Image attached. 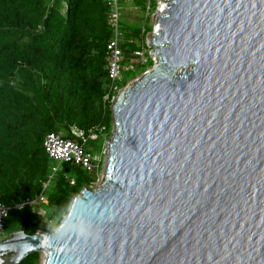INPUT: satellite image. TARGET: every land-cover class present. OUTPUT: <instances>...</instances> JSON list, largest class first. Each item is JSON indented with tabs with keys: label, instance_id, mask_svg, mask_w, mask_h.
Returning <instances> with one entry per match:
<instances>
[{
	"label": "water",
	"instance_id": "1",
	"mask_svg": "<svg viewBox=\"0 0 264 264\" xmlns=\"http://www.w3.org/2000/svg\"><path fill=\"white\" fill-rule=\"evenodd\" d=\"M154 67L111 105L98 239L19 230L0 264H264V0H164Z\"/></svg>",
	"mask_w": 264,
	"mask_h": 264
},
{
	"label": "trees",
	"instance_id": "2",
	"mask_svg": "<svg viewBox=\"0 0 264 264\" xmlns=\"http://www.w3.org/2000/svg\"><path fill=\"white\" fill-rule=\"evenodd\" d=\"M109 2L0 0V203L20 213L18 231L48 233L51 210L95 181L79 165L64 164L45 190L46 200L28 204L52 175L55 164L43 147L49 134L77 142L71 133L76 128L88 137L84 148L93 154L94 148L103 151L101 134L112 129ZM137 5L146 9L145 0ZM126 34L124 64L137 50L136 34ZM150 63L126 68L118 88ZM21 264H41L40 253Z\"/></svg>",
	"mask_w": 264,
	"mask_h": 264
},
{
	"label": "built area",
	"instance_id": "3",
	"mask_svg": "<svg viewBox=\"0 0 264 264\" xmlns=\"http://www.w3.org/2000/svg\"><path fill=\"white\" fill-rule=\"evenodd\" d=\"M120 0H110L109 2V16L108 24L112 31V38L108 43L107 51L109 57L108 64V76L112 84L110 87L111 92L115 94L119 89L117 82H122V62L124 60V44L127 41L123 28L121 27L122 17L121 9L119 8ZM158 23V17H157ZM131 42V41H129ZM134 57L137 59L143 57V52L139 49L135 50L133 53ZM131 67V69H133ZM120 82V83H121ZM108 96L106 97V99ZM71 133L79 139V141L66 140L57 134H49L44 141V150L49 156V158L54 162L52 168V175L50 176L48 182L44 186L43 192L38 196L35 201L28 202L29 205L36 207L38 203H43L46 200L44 195L45 190L49 187L52 178L61 171V167L64 164H75L79 165L86 172L93 173L95 170L94 155L86 152L84 145L88 141V137L85 136L84 132L73 128ZM90 138H95V135L90 136ZM24 204L18 205L16 209H23ZM11 208L0 203V236L4 237L6 222L10 216ZM44 214V213H43ZM42 214V215H43ZM40 234V233H37Z\"/></svg>",
	"mask_w": 264,
	"mask_h": 264
},
{
	"label": "rangeland",
	"instance_id": "4",
	"mask_svg": "<svg viewBox=\"0 0 264 264\" xmlns=\"http://www.w3.org/2000/svg\"><path fill=\"white\" fill-rule=\"evenodd\" d=\"M141 2L142 0H120L119 8L121 9V17H122V25L123 32L125 34V38L127 37V32H133L136 34V38L133 43L136 45V48L143 52V57L136 58L134 55H129L130 60L124 64L122 62L123 71L121 76L124 75V71L127 69L131 70V67L137 66L138 64L146 65L151 61V63L142 70L133 80L129 81L121 90L126 89L129 85L133 84L137 81L141 76H143L146 72L150 71L155 64V58L151 56V52L153 51L152 47H149L148 44L153 39V34L157 31V17L158 13L162 12L165 7L164 0H145L146 9L144 10L137 5V2ZM119 90L114 94L112 99V104L117 99V96L121 92ZM113 119V118H112ZM103 132V131H102ZM114 135V120H112V129L107 134L106 131L101 134V140L103 141V151L100 152V149L92 148L94 151L96 150L94 155V163L95 170L91 175L94 177L95 181L90 185L89 189L98 188L102 182L104 181V177L106 174L107 166H108V155L106 153L107 145L111 141ZM95 145H100L98 142ZM93 146V147H94ZM42 207V206H41ZM21 216L17 211H13L10 213V216L6 222L5 233L7 236L12 235V233L18 231L19 226L21 224ZM4 240L3 237H0V241ZM41 255V254H40ZM43 255H41V263L43 261Z\"/></svg>",
	"mask_w": 264,
	"mask_h": 264
},
{
	"label": "clouds",
	"instance_id": "5",
	"mask_svg": "<svg viewBox=\"0 0 264 264\" xmlns=\"http://www.w3.org/2000/svg\"><path fill=\"white\" fill-rule=\"evenodd\" d=\"M87 207L79 195H73L65 205L52 209V219L48 223L50 239H63L69 234L84 240L98 239L99 230L86 218Z\"/></svg>",
	"mask_w": 264,
	"mask_h": 264
},
{
	"label": "bare ground",
	"instance_id": "6",
	"mask_svg": "<svg viewBox=\"0 0 264 264\" xmlns=\"http://www.w3.org/2000/svg\"><path fill=\"white\" fill-rule=\"evenodd\" d=\"M163 10H164V9H163ZM158 29H159V26H157V30H158ZM157 30H156V31H157Z\"/></svg>",
	"mask_w": 264,
	"mask_h": 264
}]
</instances>
